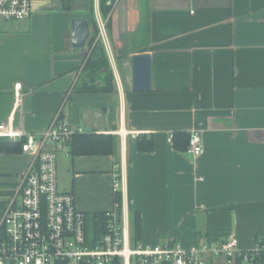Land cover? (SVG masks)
<instances>
[{
	"label": "crops",
	"instance_id": "1",
	"mask_svg": "<svg viewBox=\"0 0 264 264\" xmlns=\"http://www.w3.org/2000/svg\"><path fill=\"white\" fill-rule=\"evenodd\" d=\"M107 5L103 16L99 0H32L28 17L0 18V123L40 133L58 116L74 131L113 135V154L57 151V187L73 193L80 211H106L121 173L122 209L139 215L145 246L234 235L251 248L264 235V0ZM75 19L90 31L82 49L72 45ZM101 20L105 36L93 43L103 48L112 90L80 91ZM134 54L150 56L148 90L132 88ZM174 131L197 132L202 154L176 150ZM142 134L150 150L137 148ZM30 158L0 152V188H13Z\"/></svg>",
	"mask_w": 264,
	"mask_h": 264
},
{
	"label": "built area",
	"instance_id": "2",
	"mask_svg": "<svg viewBox=\"0 0 264 264\" xmlns=\"http://www.w3.org/2000/svg\"><path fill=\"white\" fill-rule=\"evenodd\" d=\"M31 9L32 0H0V18H26ZM97 31V37L105 36L104 21H98ZM73 132L58 116L40 133L0 123V140H22L21 152L31 157L19 181L8 189L0 216V264H113L117 257L123 264H254L260 258L264 264L262 237L249 249L240 248L234 235L189 247L176 241L152 246L134 242L129 215L116 205L105 211V232L89 238L86 213L77 209L72 192L57 187V151L69 154ZM186 152L194 157L203 152L195 131L189 133ZM120 185L121 173L116 172L113 191H120Z\"/></svg>",
	"mask_w": 264,
	"mask_h": 264
},
{
	"label": "trees",
	"instance_id": "3",
	"mask_svg": "<svg viewBox=\"0 0 264 264\" xmlns=\"http://www.w3.org/2000/svg\"><path fill=\"white\" fill-rule=\"evenodd\" d=\"M107 0H99L100 11L103 16H106L110 10L107 5ZM97 27L94 25L92 40L93 43ZM83 71L88 76L90 81L88 84H81L80 91H101L110 92L112 90L113 75L109 69L107 58L99 41L91 44L90 52L84 62ZM100 79V80H98ZM189 133L186 131H174L171 136L173 147L178 151H186L188 145ZM20 141H5L0 140V152L19 153L21 152ZM116 146V138L111 134H102L96 132H79L74 131L69 141V155H99L113 154ZM153 147L152 138H147L145 135L137 137V148L139 150H150ZM118 164V161L115 162ZM1 189V188H0ZM8 196L9 191H0L2 195ZM5 198V197H3ZM5 200V199H4ZM6 202V201H5ZM114 203L118 210L122 207L121 191L114 192ZM3 206V207H2ZM0 207L4 209L5 203L0 200ZM0 210V216L3 212ZM86 234L89 238L98 239L105 232L106 216L105 211L86 213ZM131 221V239L134 242L140 241V220L138 214H132ZM264 241V235L262 236ZM113 264H123L121 258L114 259ZM254 264H263V259H258Z\"/></svg>",
	"mask_w": 264,
	"mask_h": 264
},
{
	"label": "water",
	"instance_id": "4",
	"mask_svg": "<svg viewBox=\"0 0 264 264\" xmlns=\"http://www.w3.org/2000/svg\"><path fill=\"white\" fill-rule=\"evenodd\" d=\"M90 36L86 20L75 19L72 23V45L75 49H82ZM132 88L135 91L150 88V56L148 54H134L132 56ZM0 236H3L1 232Z\"/></svg>",
	"mask_w": 264,
	"mask_h": 264
},
{
	"label": "rangeland",
	"instance_id": "5",
	"mask_svg": "<svg viewBox=\"0 0 264 264\" xmlns=\"http://www.w3.org/2000/svg\"><path fill=\"white\" fill-rule=\"evenodd\" d=\"M0 191H6V189H5V188H1ZM1 195H2V194H1ZM2 196L5 197V198L0 197V200L3 199V201H4L5 205H6V202H5V201H6V199H7V196H6V195H2ZM4 199H5V200H4ZM2 207H3V206H2ZM4 208H5V207H4ZM2 209H3V208L0 207V210H2ZM129 217H130V216H129Z\"/></svg>",
	"mask_w": 264,
	"mask_h": 264
}]
</instances>
